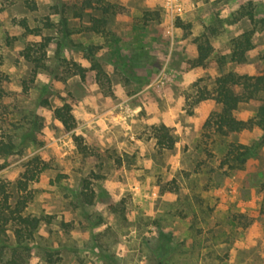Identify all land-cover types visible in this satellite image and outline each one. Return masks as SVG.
I'll use <instances>...</instances> for the list:
<instances>
[{"label":"rangeland","instance_id":"rangeland-1","mask_svg":"<svg viewBox=\"0 0 264 264\" xmlns=\"http://www.w3.org/2000/svg\"><path fill=\"white\" fill-rule=\"evenodd\" d=\"M34 2L0 0V135L16 145L0 179L17 198L29 162L47 166L26 192V214L42 222L23 244L11 229L0 236V264L13 251L17 264H264V132L205 128L221 110L218 77L264 75V25L241 16L264 19V0ZM253 29L246 63L232 62L233 40ZM204 41L213 53L199 66ZM29 46L44 64L35 77ZM263 101L236 117L255 119ZM65 105L71 131L55 115ZM161 126L171 150L157 143ZM230 143L255 148L235 170L223 166Z\"/></svg>","mask_w":264,"mask_h":264},{"label":"trees","instance_id":"trees-1","mask_svg":"<svg viewBox=\"0 0 264 264\" xmlns=\"http://www.w3.org/2000/svg\"><path fill=\"white\" fill-rule=\"evenodd\" d=\"M27 8L31 11L37 9L34 0H25ZM242 17H248L252 24L264 25V19L258 20L251 11L242 12ZM20 25L27 33H35L26 20H22ZM256 30H249L243 33L240 37L233 40L232 53L230 59L237 64H243L247 61V55L254 48L253 38ZM46 45L41 48L44 49ZM213 47L208 41H204L198 46V57L196 63L200 66L212 55ZM25 60L34 65V77L38 70L44 67L43 60L35 56V51L32 47H27L21 54ZM82 78H85L83 70L78 73ZM264 95V75L249 76L239 75L234 72H229L221 75L215 81L214 94L212 99L221 105V110L210 115L205 123V128L212 130L215 135L226 139L232 135H240L246 131H252L259 128L264 132V101L260 106L258 114L252 120H239L235 113L240 105L244 102L257 99L260 95ZM202 100H207L208 97H202ZM56 118L63 124V126L71 131L75 128V119L72 115V108L65 105L55 111ZM155 138L161 149L171 150L175 147V139L165 126L155 128ZM0 159L2 157L10 156L16 149L12 138L10 136L0 135ZM76 143L79 151L88 156V147L83 144L82 140L76 138ZM255 153L253 146L230 143L228 150L224 156L223 166H227L230 170H235L243 167L248 160ZM35 165V168H28L23 174L22 178L17 181L15 193L10 190L9 185L0 179V236L7 235L11 229L16 237L18 243L33 240L38 231L42 219L32 217L26 214V209L30 203L31 197L26 194L29 182L37 181L40 174L47 169V166L41 162L40 159H32L28 166ZM85 201L88 204L93 203V194H83ZM15 199V200H14ZM14 201V204L12 203ZM9 247V246H7ZM15 254L16 251H13ZM14 254L7 264H17Z\"/></svg>","mask_w":264,"mask_h":264}]
</instances>
